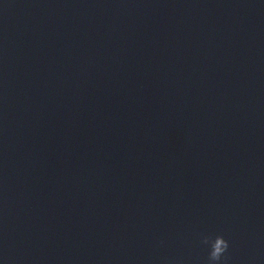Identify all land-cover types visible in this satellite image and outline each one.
<instances>
[{
	"label": "clouds",
	"instance_id": "1",
	"mask_svg": "<svg viewBox=\"0 0 264 264\" xmlns=\"http://www.w3.org/2000/svg\"><path fill=\"white\" fill-rule=\"evenodd\" d=\"M202 243L210 245L208 264H221V260L229 248V242L222 235H217L214 239L208 236L203 237Z\"/></svg>",
	"mask_w": 264,
	"mask_h": 264
}]
</instances>
